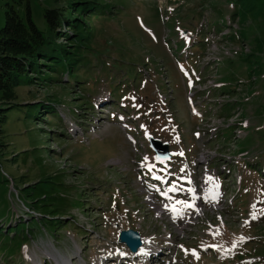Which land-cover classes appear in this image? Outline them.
I'll use <instances>...</instances> for the list:
<instances>
[{
  "label": "rangeland",
  "instance_id": "obj_1",
  "mask_svg": "<svg viewBox=\"0 0 264 264\" xmlns=\"http://www.w3.org/2000/svg\"><path fill=\"white\" fill-rule=\"evenodd\" d=\"M27 3L47 34L56 3L25 0V22ZM105 4L82 21L72 69L23 76L2 125L0 264H264V0ZM149 169L198 211L160 216ZM127 230L156 250L149 261L120 242Z\"/></svg>",
  "mask_w": 264,
  "mask_h": 264
},
{
  "label": "trees",
  "instance_id": "obj_2",
  "mask_svg": "<svg viewBox=\"0 0 264 264\" xmlns=\"http://www.w3.org/2000/svg\"><path fill=\"white\" fill-rule=\"evenodd\" d=\"M0 1L7 2L5 25L0 30V132H2L8 111L20 105L16 101L17 88L23 82L22 77L27 76L28 82L31 83L36 74L43 73L42 67L72 69L78 61V50L82 46L81 24H85L82 21H88V18L109 5L105 4V0H53L57 6L45 11L48 29L45 34L34 22L29 3L26 22L16 10L15 7L22 6L25 0ZM66 28L73 35L69 34ZM31 74L33 76H30ZM35 104L37 103H30Z\"/></svg>",
  "mask_w": 264,
  "mask_h": 264
},
{
  "label": "water",
  "instance_id": "obj_3",
  "mask_svg": "<svg viewBox=\"0 0 264 264\" xmlns=\"http://www.w3.org/2000/svg\"><path fill=\"white\" fill-rule=\"evenodd\" d=\"M188 35L187 32L184 33V36ZM148 141L151 149L155 152V158L157 159V157H159L157 160L160 164L171 159V153L169 152L167 143H161L159 140H155L152 137H149ZM120 241L126 244L131 249L132 253H136L137 249L142 245L139 234L133 230L121 232Z\"/></svg>",
  "mask_w": 264,
  "mask_h": 264
},
{
  "label": "bare ground",
  "instance_id": "obj_4",
  "mask_svg": "<svg viewBox=\"0 0 264 264\" xmlns=\"http://www.w3.org/2000/svg\"><path fill=\"white\" fill-rule=\"evenodd\" d=\"M192 114H196L194 111H192ZM144 246V245H143ZM141 251L142 250H140L139 252H138V254H141ZM154 251V250H153ZM157 254V253H156ZM120 255V254H119ZM113 256V255H112ZM163 256V255H162ZM115 257H117L116 255H115ZM152 258V257H151ZM122 261L123 262H121V261H119V264H128V262L126 261V257H122ZM157 259H161V255L160 254H158L157 255ZM105 260H108V259H105ZM111 260V259H110ZM111 262V261H110ZM113 264H118L117 262H115V263H113Z\"/></svg>",
  "mask_w": 264,
  "mask_h": 264
},
{
  "label": "snow or ice",
  "instance_id": "obj_5",
  "mask_svg": "<svg viewBox=\"0 0 264 264\" xmlns=\"http://www.w3.org/2000/svg\"><path fill=\"white\" fill-rule=\"evenodd\" d=\"M157 159H159V157H157ZM145 160H147V157L145 158Z\"/></svg>",
  "mask_w": 264,
  "mask_h": 264
}]
</instances>
